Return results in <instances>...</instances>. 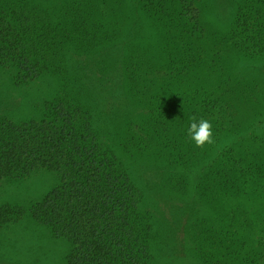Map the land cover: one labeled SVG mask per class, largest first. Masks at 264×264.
Segmentation results:
<instances>
[{"label": "rangeland", "instance_id": "374dc122", "mask_svg": "<svg viewBox=\"0 0 264 264\" xmlns=\"http://www.w3.org/2000/svg\"><path fill=\"white\" fill-rule=\"evenodd\" d=\"M27 1L52 22L62 24L76 0ZM92 1L87 6L91 15L84 17L88 24L86 41H68L66 45L65 80L72 96L91 114L100 142L115 153L138 190L140 212L152 239L150 264H218L228 253L220 238H231L232 229L237 231L238 244L228 245L234 256L223 264H264V239L261 245L256 227L257 222L264 226V187H259L264 186V57L245 58L233 49L221 57L217 66L224 68L223 74L216 77L233 100L229 114L234 127L228 128H233L229 134H235L230 140L241 137L234 143L226 136L218 144L229 143L246 161L244 168L254 157L257 161L250 164L261 168L254 175L257 177L244 181V191H228L219 184L222 188H210L202 198L203 181L207 179L212 186L209 177H202L209 158L202 157L190 167L171 164L168 150L157 137L154 115L133 97L148 83L139 79L138 83H143L133 90L135 85L127 73L129 66L143 77L153 78L155 72L167 68L173 69V75L187 73L182 44L179 39L174 40V49L165 44L175 38L164 28L161 13L155 14L154 4L147 11L138 0ZM238 1L196 0L194 6L205 27L200 41L203 51L214 50V38L216 42L228 34ZM176 5L179 12H186L182 3ZM200 44L192 40L194 50L189 60ZM171 63L175 64L169 66ZM201 73L208 79L205 72ZM162 76L169 80L167 74ZM59 85L60 81L49 74L15 84L0 69V119L13 123L41 119ZM55 183V177L45 171L34 172L21 182L0 180V208L18 206L22 212L15 221L0 223V264H65V242L53 238L27 215ZM220 189L223 192L217 191ZM261 229L264 237V227Z\"/></svg>", "mask_w": 264, "mask_h": 264}, {"label": "trees", "instance_id": "16d2710c", "mask_svg": "<svg viewBox=\"0 0 264 264\" xmlns=\"http://www.w3.org/2000/svg\"><path fill=\"white\" fill-rule=\"evenodd\" d=\"M138 1L147 11L151 4L155 5V14L161 13L164 28L175 38L165 44L174 49L173 42L179 39L185 57L182 63L186 62L189 68L187 73L176 75L167 68L155 72L156 75L151 73L152 78L130 71L134 67L129 66L127 73L135 85L133 90L143 83H138L139 79L148 83L142 90H136L133 97L154 115L157 137L168 150L171 164L190 167L202 157L209 158L202 177H209L212 186L207 179L203 181L202 198L219 184L228 191H244V181L257 177L254 175L261 165L250 164L257 161L254 157L244 168L246 161L237 156L229 143L218 144L226 136L234 143L241 137L230 140L235 134H229L233 128H228L234 127L229 114L233 100L216 78L224 69L217 65L222 63L221 57L226 52L234 50L245 58L264 57V0H239L228 34L224 39L216 38V42L214 38L216 48L207 50L209 53L200 44L205 27L194 6L196 0ZM73 3L65 16L66 22L56 24L27 0H0V69L15 84H26L46 74L60 81L58 94L46 104L41 119L19 123L0 119V180L21 182L38 171L55 177V185L28 209L27 215L53 238L65 242V264H150L152 239L150 227L140 212L138 190L115 153L100 142L91 114L72 96L65 80L66 45L68 41L78 44L86 41L88 24L84 17H90L87 6L93 1ZM174 3H182L181 9L186 12H179ZM192 40L200 47L195 48L189 60L194 50ZM163 74H167L168 81ZM192 116L211 122L213 144L199 148L190 140L186 133ZM2 207L0 223L13 222L22 215L18 206ZM259 223L256 227L262 245L264 226ZM229 234L231 238H220L228 253L218 264L233 259L234 251L228 245L237 243V231L232 229Z\"/></svg>", "mask_w": 264, "mask_h": 264}, {"label": "clouds", "instance_id": "9594fccd", "mask_svg": "<svg viewBox=\"0 0 264 264\" xmlns=\"http://www.w3.org/2000/svg\"><path fill=\"white\" fill-rule=\"evenodd\" d=\"M213 126L207 119L200 118L197 120L195 116L190 117V123L187 128V136L194 144L203 148L205 144L214 143Z\"/></svg>", "mask_w": 264, "mask_h": 264}]
</instances>
